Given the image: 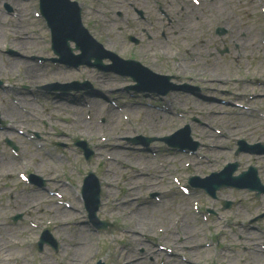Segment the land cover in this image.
<instances>
[{"label": "rangeland", "instance_id": "374dc122", "mask_svg": "<svg viewBox=\"0 0 264 264\" xmlns=\"http://www.w3.org/2000/svg\"><path fill=\"white\" fill-rule=\"evenodd\" d=\"M76 1L81 7V19L85 24H87L90 32L96 37V40L102 42L115 54L121 55L123 57H126L127 55H133L141 64H144L147 67L158 69L161 73L173 75L176 78V80L173 81L177 84H191L199 87L200 90L205 94L214 95V101H212L210 97H194L190 94L181 92L171 93L165 97V101H168V99L171 101H168L171 108L181 113V119L179 118L180 116L174 117L172 119L174 122L173 126L188 124L192 139L200 142L201 147L204 146L201 150H199L196 156L189 158V170L179 169L173 174H176L182 182L186 183L187 178L190 176L189 174L192 173L203 178L214 170H221L228 162H239V168L237 172L242 169H246L250 163H254V165L260 170L264 169V156L235 153L237 147L234 143L235 139L242 136L248 138L247 131L242 129L245 126L248 118L232 117L231 125H235L236 127L232 128L231 130H226L224 128L222 129L220 126V132H225L226 137L219 136L216 132H209L205 125L210 123V121L204 118V114L208 112L211 113L214 111L224 110L218 104V101L221 99L232 100V102L239 99H254L256 108L264 106V99L260 100L258 99L259 95L254 94L257 90L259 93H261V95L264 96V84H261L264 82V80L258 79L257 81H254L248 79L246 77V73H242L240 68L241 65H245L251 71L252 67L257 64H255V61H259L260 59L258 54H254V51H247L248 53L250 52L253 54V57L249 58L246 56V53H244L242 48H240L237 50V52H235L233 49H230L228 54L220 55L217 51V46H222L223 44L226 45L225 41L211 34L209 24L204 25L202 20L198 18V13L193 16V26L196 28L195 38L190 36H179L174 33L177 22L181 21L185 15H187L186 13L182 14L183 12L181 7H178L179 2L183 3L185 2L184 0H170V2H167L166 0H138L139 5H141V8L145 11L146 18L141 19L136 14V12L125 8L123 11L116 12V17L120 19V23L116 24L111 21L112 24L110 32L104 30L102 27L103 23L107 22L106 14L105 19L100 21L99 19L95 18L92 10L89 9L86 11L85 7L84 10L82 8V3L90 5L91 3L98 2V0ZM99 1L102 2L101 9H103V6H105V8L107 7L105 4L112 5L115 3V0ZM119 1L124 2L125 0ZM31 3H33L32 6H28L27 4L21 5L22 20H19V18L16 16L14 9L12 14L7 15L3 8L8 4L5 2L0 3V18L2 16L4 18L3 26H0V79L5 83L3 84L5 89H0L1 119L5 125H9V121L5 119L6 115H14L16 113H18L20 116L27 115L25 112H22V114L18 112L21 111L18 110L20 109V106H22L23 109L27 108L30 110V112L35 110V118L26 117V125L23 128H19L23 131L26 130L27 134L33 135L36 132L40 138L42 137L41 139L38 138L36 140H30L25 138L24 135L19 137L18 134H16L15 136L19 138H8L15 141V144L22 151V155L25 159L26 156L28 157V159H26L27 167L10 173L8 178H0V229L3 227H8L14 230L15 235H13V240L18 242L19 252L15 253L13 256L17 257V263L69 264L71 261V250L72 253L82 257L81 262L78 264H95L99 258H101V261L105 260V262H107L106 264H122L124 260L128 262V259L133 257L135 252L134 248L141 239V235L138 234V237H136L134 232L122 230L121 227L123 226H121L120 222L122 218L129 217L127 213L134 214L136 210H143L144 214H147L148 217H150L152 221L156 223H161L165 219L180 213L178 217H183L186 222H192L196 226V228L193 229L195 236L192 243L195 245L196 249H198V253L195 256H189L190 252L183 250L181 251V248H179L177 245L173 246L172 241L171 244L169 242L159 241V244L163 246L168 247L167 245H171L169 248L174 252L178 254L183 253L186 258L190 260H196L197 262H195V264H248L247 262L250 261L248 255L246 253L237 251V249H244L246 247L252 248L255 244H260L261 242H250V238L245 237V235L249 232L246 230L245 226H240L239 224H246L247 220L251 218V214L253 212V210H243V208L250 209L253 206H256V204L259 202L261 203L260 205L262 208H264V196H262L261 200L256 201L254 199L253 201V198L251 197L252 194L249 191L235 188L221 189L217 192V199H211L202 190L192 188L188 195H182L176 187V184L173 182V180H171L170 175L168 177L169 189L160 187L157 184L152 189H149V183L151 182L149 181V178L154 179L152 174L153 170H148L149 176L142 174L144 175V178L140 179V181L137 176L133 175V173L138 171L127 166H120L121 159L112 155L113 150L110 149L113 143L112 141H109V137L106 135V133L94 132L93 126H95V123L91 124V122H93V119L98 116H95L91 109L84 110V113L87 111L88 113L85 114L86 117L83 119V121L90 127V131H86V129H83L82 127L78 129L74 125L71 115H69L65 110H60L58 107H55L59 109L58 112H55L57 114L56 117L53 111L46 108V105L52 101L51 99L55 98L57 101L60 100V98L56 97L58 91L56 93L50 94L41 89V86H47L51 83L60 84L65 81L72 82L87 80L96 88H104V90L107 91L104 92L107 93L104 94V97L109 98L110 96L111 99L109 101H116V103H118L121 108L131 106L132 102L135 100L123 102V98L129 97L131 92V90H124V88L131 84L128 78L114 75L111 72L106 73L99 71L90 67L81 66L78 69L71 68V70H68L65 68V66L58 63H52L50 61H31L30 58L33 57L44 59H48L51 56L55 57L49 47L50 44L47 41L50 33L45 25V22L41 19H28V15L31 13V11L33 13L36 8V2L31 0ZM159 4H163V6ZM256 6H258L256 0H237L235 8L238 7L239 10H235L234 7L232 8V20L235 23H239L240 25L242 24V27L246 26L252 32H256V28L253 25V17L255 16V21L260 19V16L257 15L258 10ZM200 7L203 10L202 6ZM119 8H124V5H119ZM163 9L169 11L171 16L170 22L161 14V10L163 11ZM201 9L198 11L200 12ZM206 10L214 11V14L216 13V8L210 6L206 7ZM109 12L112 13V10H109ZM203 21L207 23L206 19ZM15 27H18V29H25L27 32L32 33L35 38L39 39V42L34 44V47L40 50L38 55L29 54L31 52L29 47L24 51H20L16 48V45L20 40L15 39L14 37L15 34L18 33V29ZM163 33H165L164 37L162 36ZM128 34L138 37L140 39V44L134 45L132 42L127 40ZM198 34H200V36L202 35V38L208 39L209 42L205 43L201 38L200 43L196 44ZM148 36H151V38L149 39ZM165 38H167L170 42L172 50L171 52L176 53V55L161 58L159 54H156L154 48L158 44L163 43ZM254 43L255 39L253 41V44ZM70 46L73 47L74 44L70 43ZM190 46H196V48L199 50L200 57L198 60L201 66H207L209 69L214 67V71L211 69L213 72H225L226 74L231 73V75L221 76L204 73L201 71L199 73V70H196V72L187 71V73L183 75H175L172 69H175V64L177 61L181 62L183 65L184 61L180 57L189 58L187 56L186 49ZM211 46L214 47L212 48ZM7 49L13 51L15 55H8L6 52ZM2 51H5V55H1L3 53ZM194 51L195 48H192L191 52ZM211 53H214V55L211 56ZM236 53L241 55L244 53V58H238ZM7 60H9L8 63ZM189 62L191 61L189 60ZM25 63L32 65L34 63V65H36V69L47 77H45L40 82L29 83V85H27V83H24L25 80L23 79L20 71V65ZM103 63L107 64V61L104 60ZM9 66H13L12 75L8 74L6 71ZM65 73H70L71 75L66 77ZM15 76H19L20 78L17 79ZM193 78H197L198 80ZM234 78H237L238 81L233 82ZM219 80L224 81L223 86L218 85ZM243 83H255L261 86L259 88L247 86V88L244 89V86L242 85ZM20 85L26 86L27 89H23V87ZM209 88H217V91L211 93L208 91ZM121 89H123L124 92H120L119 90ZM221 91H226L227 93L222 95ZM25 93H28V95L26 96ZM79 93L80 92H77L76 94L79 95ZM33 97L37 98L33 100ZM37 99H40L38 103L36 102ZM69 100L72 101L71 99ZM190 100H195L197 102H194L193 105V101ZM85 101L91 103L93 100L87 99ZM101 101L105 100L101 99ZM148 102L153 103L157 107L155 109L156 111L166 106V104L160 101ZM17 104H19V106ZM108 108V105H103V112L107 114ZM193 110H198V112H194ZM42 118L47 120V123H42L40 120ZM103 118L106 119L104 122H101ZM192 119H196L198 122L204 123L205 125L200 126L199 123L193 122ZM146 121V119L143 121V118H140L139 116H136L132 119V123H135L136 125H139V123L142 122L145 123ZM96 122L98 125L106 127L108 124L107 116L103 117L102 115V118H99ZM54 123L61 126V128L65 130V133H61L56 126H54V129L51 128V124ZM122 123H124L123 118ZM252 123L256 124L253 120ZM261 125H264V119H262ZM201 127H204L208 135L203 140L205 144L201 142L202 139L197 137L195 133L196 130ZM118 128L119 127L113 129L114 135L127 132H121L118 130ZM227 131L232 133H227ZM140 132L145 134L140 135L149 137L147 136V132L149 131H145V129L142 128ZM140 132L133 131L130 136H123L120 141V146H122V148H120L121 150H116L122 153L135 154L137 159H144L143 156L137 155V153H134L132 150H125L127 146H130V144L125 141L126 138L134 137ZM262 132L264 133V129ZM156 133L163 134L159 133V130H156ZM97 134L100 135V139L97 138ZM149 134L151 136L155 135L154 133L150 132ZM75 138L86 140L89 147L93 150L94 154L89 161H86L82 152L73 145V140ZM103 138L105 141L102 140ZM254 138L256 139L259 137L255 135ZM262 139H264V137H262ZM3 141V134L0 133V143L2 144ZM109 142L111 143L109 144ZM25 143L29 144L25 145ZM106 143L109 145L105 148L104 144ZM58 144H62L63 146ZM210 145L217 149L215 150L216 152H214V150L211 148L212 146ZM151 146H157V150H162V145L160 143H153ZM97 151L103 154L102 160L96 155ZM9 153L13 158L10 165L14 166L16 157L11 152ZM31 153L34 155L39 154L41 158L40 161L34 160L31 156ZM52 154L54 155L52 156ZM104 154L106 158H104ZM163 156L164 155H159L158 157L161 158ZM171 157L173 159L174 157L182 158L184 156L177 155ZM48 158L49 160H47ZM101 165L104 167L100 171L99 167ZM25 168H27L29 171H36L35 169H38V173L44 174L46 180L44 179L45 185L43 189L35 190L34 188H36V186H27L25 183H23V181L20 180V178L17 179V172L21 171L25 173L27 172V170L24 171ZM88 170L92 171L98 179L101 177V175L108 172L106 179L112 181L114 190L109 196L106 193V188L101 184V205L97 212V216L101 220L113 222L114 228L112 229L96 230V226L93 224L83 223L84 221L89 220L87 217V212L84 208V200L81 197L80 189L82 185L81 181ZM49 171H52L53 176L56 178L54 182L48 179L47 174ZM262 180H264V178H262ZM18 183H21L24 186L18 188ZM128 183H130L132 187H130ZM105 184L106 186L109 185L107 183ZM54 185H57V192L60 193V196L62 197L59 198V196L50 195V193L44 192V190L47 189L48 191L55 190L53 188ZM59 186H62V189H60ZM156 190L162 191L161 206H156V208L150 204L146 206H140L143 201L146 200L145 197L149 193ZM194 190L197 192L195 193ZM170 192H173L171 197L169 196ZM25 194L39 195L40 197L43 195V209L39 212L38 205L40 203L34 208H20L16 198H13L12 195L16 196ZM136 196L139 198L137 201L126 204L128 200L133 199ZM197 197L199 198V208L202 209L206 206V208L213 209L215 212L213 214L207 212L206 210H200V213L206 217L207 221L203 220L202 215H198L194 212V205L197 203ZM116 198L117 200L113 201ZM225 198L234 201V206L227 210H219L222 207V202ZM60 201L70 204L69 208L64 204H60ZM239 201L242 204L237 203L236 205V202ZM135 202L138 203L136 204ZM104 203L108 204V206L104 207ZM114 205H117L120 210L118 209L114 212L113 207L111 208V206ZM60 206L63 208L58 210ZM155 210H160V214H154ZM56 211L59 212V216L66 218L68 223L48 224L49 221H52V216ZM17 213H22V219L16 223L13 222L14 224H10V216H13ZM29 220H32L34 225L29 226ZM68 224H72L71 226H75L77 224L79 225V229H81L83 232L87 231L88 234H90V251L88 249L85 252L74 251L71 240L73 239L72 232L75 228H71L68 226ZM22 227H24V229L21 232ZM44 227H47L50 230L53 238L57 241L58 249L56 251L48 246H44L41 252L37 251L35 244L39 237L38 232L39 229L43 230ZM197 231H199V235H196ZM144 232L145 231H142V233ZM148 233L153 234V231L149 230ZM160 235H164V237L168 238V233L163 232ZM154 236L151 237L155 241L157 239ZM248 236L250 237V235ZM3 237L4 236H0L1 239H3ZM204 237L206 238L204 239ZM203 243H207L208 245L204 244L206 247L202 248V246H204ZM226 245L228 246L227 248L225 247ZM140 246L141 245L139 243V247ZM155 249L157 250L158 248ZM200 249H204V251L200 253ZM135 253L138 254L137 252ZM152 255L154 257V262L143 260L136 264H174L173 260H169L172 258H168V253L165 251L161 252V254ZM223 255L227 256L226 262H222L220 260ZM206 257H210L212 259L211 263ZM14 262L16 263V260L11 261V264ZM0 264H2L1 260Z\"/></svg>", "mask_w": 264, "mask_h": 264}, {"label": "bare ground", "instance_id": "6f19581e", "mask_svg": "<svg viewBox=\"0 0 264 264\" xmlns=\"http://www.w3.org/2000/svg\"><path fill=\"white\" fill-rule=\"evenodd\" d=\"M19 0H7V2L9 3H15V2H18ZM14 7L18 8L19 5L18 4H13ZM112 7V6H110ZM102 8V5L100 2H96L95 4H93L92 6V10H93V13L97 16L100 15V10ZM220 16H221V20L224 21L226 20L227 18L230 17V13H229V10L228 9H221L220 12H219ZM186 30L191 33L190 35L194 36L195 35V32H194V28H193V25L192 24H189L187 27H186ZM73 31L75 33H79V30L74 27L73 28ZM19 35V36H18ZM79 39H81L79 36L77 37ZM15 39H19L20 41L17 43L16 45V48L19 49L20 51H24L26 50V48H30L31 52L29 54H37L38 55V52L40 51L39 49H36L34 47V44L36 43L35 42V38L34 36H31L30 34L26 33V30L25 29H20L18 30V33L15 34ZM167 44H164L163 46H161V54L164 55V56H168V52H167ZM81 58H83L81 56ZM12 69H13V66H9L7 68V73L12 75ZM177 69L179 71H182L181 69V64L178 63L177 64ZM21 74L23 76V79L28 82V83H37V82H40L42 81L45 77V75L41 74L35 67V65H32V64H29V63H25L23 65H21ZM66 77H69L71 74L70 73H65ZM100 89L104 90V88H101ZM56 90H60V89H56ZM69 99L73 100L74 97L72 96H69L67 98V103H70L68 101H70ZM56 102V101H55ZM80 101L78 104H84V102ZM194 102L193 101V105H194ZM55 107H58L60 110H65L67 112H73V114L75 113L76 114V117L75 119L78 121L75 122V125L76 126H79V125H83L82 124V119H81V110L82 108H78V107H74V106H71V105H68L66 103H59V104H53V108L54 110L56 111H59L58 108H55ZM88 107L94 112L95 116H98L100 114V102H98L96 99L93 100L89 105ZM138 111H144L146 114L149 113V109L146 108V107H133L131 109H128L126 110L127 113H130L132 115H134L135 113H137ZM112 117L114 119L120 117L121 115V112H117V111H114L112 112ZM24 118V117H23ZM155 122V123H154ZM20 122L15 120V121H12L11 125L12 126H17V124H19ZM57 126V125H56ZM157 124H156V119L154 118L151 122H150V128H153V127H156ZM165 126V125H163ZM61 127V126H60ZM4 135H8V134H4ZM110 139H114L115 137L113 135H110L109 137ZM109 144L106 143L104 144V147L106 148ZM102 153H98V156H99V159L102 160ZM114 156L119 158L120 157V154L117 153V152H114ZM122 162L123 164H127V165H131V166H135V167H138L139 164L142 162L143 164H148L149 162L145 159H139V160H135V159H131V158H127V157H122ZM8 170L7 168V164L5 163V160H2L0 159V174L3 173V172H6ZM36 173L38 174L37 171H39L38 169H35ZM48 178L54 182L55 181V177L53 176V172L52 171H49L48 172ZM107 175H103L102 176V181L104 183H107L109 184V189H108V193L112 192V189L110 188L112 186V181L111 180H107L106 179ZM130 187H132L131 184H129ZM53 188L57 191V185H54ZM60 188V187H59ZM61 189V188H60ZM16 199H18L19 201V204H20V207L25 209V208H30V207H33V206H36L40 201H41V198L38 196V195H27V196H23V195H19ZM134 200L133 199H130L126 202V204H128L129 202H133ZM120 209V208H118ZM114 212L116 210H113ZM59 212L56 211L53 216H52V224H64V223H68V221H66V218L62 217V216H59ZM117 215V214H116ZM123 221H124V226L125 228L121 227L122 230H125V231H129V232H141V229H151V228H155V229H158L160 227H162L159 223H156V222H151L147 217L146 215L144 214L143 210H136L134 212V217L133 218H129V217H125L123 218ZM163 224L165 225L166 228L170 229L172 227V220H167L165 222H163ZM132 228V229H131ZM178 228H179V232H180V238H182L184 241H186L188 238H190L191 236H194V230L192 228L189 227L188 225V222L186 223V227L184 226V223L183 222H180L179 225H178ZM1 233L4 235L3 239L0 238V260L2 261V264H11V261L13 260H16V263H12V264H18L17 263V257L13 256L15 255V253H18L19 250H18V247L16 245V241L12 242L11 239H10V236L8 235L9 234V231L8 229L6 228H2L1 229ZM136 234V233H135ZM176 238H178L176 236ZM71 244L73 245V249L75 252H85L87 249L90 251L91 250V238L90 236L88 235V232L85 231L83 232L81 229H75L74 230V233H73V239L71 240ZM186 250L189 253V256H194V254L198 251V249H196L195 245L192 244V242H186ZM258 251L256 249L255 251V255H258ZM208 260H210V263H211V258L210 257H206ZM227 256H225V259L222 260V262H226ZM221 259V258H220ZM260 257L257 258V261H259ZM82 260V257L79 256V255H76L74 253H72V250H71V261L69 264H78L80 263ZM195 262H197L196 260H190L188 259L187 261V264H195ZM215 262V260H214ZM136 264V263H134Z\"/></svg>", "mask_w": 264, "mask_h": 264}, {"label": "water", "instance_id": "95a60500", "mask_svg": "<svg viewBox=\"0 0 264 264\" xmlns=\"http://www.w3.org/2000/svg\"><path fill=\"white\" fill-rule=\"evenodd\" d=\"M73 22L78 25L79 24L78 18L76 17L73 20ZM63 25H64V20L61 18L60 19V24H59L58 27H56L55 33L53 34V36L56 35L57 38H58L57 39V43H56V47L58 48L59 51L58 50H55V51H56L57 54H62L66 58H69L70 57L69 56V51L70 50L68 48V42L70 40L76 41L77 42V45H78L77 48H79V49H84V43L82 41L78 40L77 38H75L74 35L73 36L72 35H65L63 33ZM92 48L93 47H91L90 50H92ZM104 57H109L113 61V66L115 68H118L119 67L120 61L117 58H115L114 56H111V55H109V56H103L102 58H104ZM102 58L96 59V61H95L94 64H90V61L89 60L87 61V63L89 65H96V64L99 65L101 63ZM135 79L137 81H140V80H142V77L137 76Z\"/></svg>", "mask_w": 264, "mask_h": 264}]
</instances>
